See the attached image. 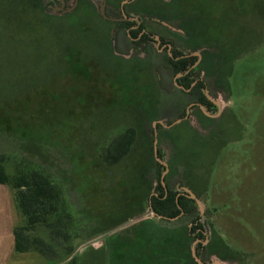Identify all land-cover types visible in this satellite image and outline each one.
Segmentation results:
<instances>
[{"label":"rangeland","instance_id":"1","mask_svg":"<svg viewBox=\"0 0 264 264\" xmlns=\"http://www.w3.org/2000/svg\"><path fill=\"white\" fill-rule=\"evenodd\" d=\"M42 1L51 14L60 5L55 0ZM101 1L83 0L85 5L75 15L52 20L49 30L54 37L61 33L63 42L57 45L52 40L50 57L41 56L38 49L34 52L32 67L43 69L48 77L30 94L6 96L5 77L0 73V142L6 144V136L35 140V147L47 152L59 171L68 170H62L69 202L67 229L63 227L61 237L48 241L51 251L39 253V261L33 264L145 263L142 226L156 224L157 218L148 206L143 213L132 215L135 207L126 205L127 200L129 204L141 202L144 187L135 190L131 186L138 180L131 171L125 175L114 169L106 172L88 156V146L94 139L107 136L102 133L118 120H127L126 116L137 111L154 113L157 119L171 123L196 99L174 88L175 76L167 65L166 52L151 63L109 58L108 37L94 14L100 16ZM123 1L107 0V14H120ZM192 1L219 9L218 14L226 12V0ZM73 2L66 0V7ZM244 5L258 8L245 14L249 22L243 32L245 53L231 63L216 57L206 79L199 68L194 74L204 77L222 111L218 113L219 106L215 105L210 113L218 115L204 116L194 107L188 123L158 134L160 157L173 166L171 186L180 190V186L189 187L185 183L190 178L196 182L191 187L205 209L204 238L198 239L196 250L206 263L220 258L229 264H264V0H246ZM127 9L134 11L130 6ZM145 23L153 35L165 39L163 43L170 40L182 46L178 35L157 22ZM234 29L230 28V35ZM112 30L118 38L114 50L124 55L131 49L137 55L144 52L127 39L125 29L114 26ZM40 32L46 35V30ZM154 73L159 78L157 83L152 81ZM152 123L147 122L146 131L154 144ZM221 143L224 146L217 147ZM194 157L203 160L206 167L205 162L213 160L206 176L195 169L188 173ZM204 179L208 180L205 189ZM214 232L220 236L215 240ZM211 242L216 249L213 254Z\"/></svg>","mask_w":264,"mask_h":264},{"label":"trees","instance_id":"2","mask_svg":"<svg viewBox=\"0 0 264 264\" xmlns=\"http://www.w3.org/2000/svg\"><path fill=\"white\" fill-rule=\"evenodd\" d=\"M245 3L246 0H226L224 8L226 12L220 14L217 13L219 9L207 8V5L195 4L192 0H136L130 8L137 12L159 16L182 28L186 36L170 32L177 34L185 43V47L194 50L207 47L204 52L205 61H214L217 57L231 63L246 50L243 32L247 31L249 22L245 20V14L253 13L258 9L256 6L247 8ZM83 4V0H79L73 12L54 15L47 11L42 0H0V73L5 77L3 91L6 96L18 94L27 96L37 85L47 81L48 76L43 69L32 67L36 61L34 52L38 49L41 56L50 57L53 53L52 40L57 45L63 42L61 33L54 37V33L49 30L50 23L52 20L62 21L68 16L75 15ZM94 14L97 16V24L102 23L105 35L108 37L111 48L107 52L110 59L151 63L156 57L150 53L145 59H127L114 54L112 30L114 23L103 19L95 12ZM232 27L235 28V32L230 35L229 30ZM41 30H46V35H43ZM130 33L132 36L136 35L134 30ZM168 63L172 66L174 74L184 72L188 67L187 58L175 60L168 56ZM229 72L227 76H230ZM191 75L192 72L181 77L180 84L189 87L193 80ZM152 79L157 83L158 78L155 73ZM200 86L203 84H197L191 93H198L202 101L207 100ZM151 106L143 107L151 108ZM145 113L147 112L144 110L137 111L126 116L127 120L121 117L122 120H118L102 133L111 137L110 139L101 136L100 140L94 139L90 142L88 147L91 153L88 156L98 162L106 172H110L111 169L116 172L120 170L119 173L122 175L133 172L138 180L136 179L131 186L135 190L144 187L141 202L138 200L129 204L130 200L126 201L128 207H135L132 215L143 213L146 206L150 205L156 212L157 223L142 226L141 239L146 253L144 264H198L192 257L191 247L196 239L204 238V222L200 220L196 202L180 194L170 185L172 171L165 177L167 191L162 185L161 175L164 167L157 161L151 142L152 137L150 138L146 131L147 122L156 120L158 116L154 113L146 115ZM158 128L159 134L165 132L161 125H158ZM6 137V144L0 142V184L11 188L16 206L23 217L22 224L15 229V248L20 252L34 248L46 254L52 249V247L49 249L48 241L54 237H61L63 227L66 230L68 226L66 210L69 202L65 199L66 188L62 177V170L66 173L68 170L61 168L59 171L47 152L35 147L37 146L35 140L24 138L21 142L11 136ZM197 162V157L190 160L188 173L198 167ZM116 172L111 175L115 176ZM153 178L156 186L153 185ZM207 181L206 179L203 183L204 189ZM186 183L195 186L191 178ZM159 215L176 217V219L159 217ZM66 235L65 233V237ZM216 237L220 236L214 232V240ZM212 244L213 242L209 245L211 254L216 253ZM112 245L110 248L113 247ZM59 246L54 253L60 251ZM197 254L201 256L199 250Z\"/></svg>","mask_w":264,"mask_h":264},{"label":"flooded vegetation","instance_id":"3","mask_svg":"<svg viewBox=\"0 0 264 264\" xmlns=\"http://www.w3.org/2000/svg\"><path fill=\"white\" fill-rule=\"evenodd\" d=\"M125 1V0H124ZM123 1V2H124ZM134 1L136 0H128V2L126 3H123L122 2V10H121V13L118 14V15H115V16H111V15H108L114 19H105V20H109L111 22H113V27L114 26H117L118 24V28H120L121 30L125 29L126 31V37L128 40H131V42L135 45V46H141L143 49H144V52L141 53V54H134V49H131L130 50V54L128 55H124L122 53H119L118 51L114 50V46H113V50L115 52V54L119 57H124V58H127V59H138V58H142V59H145V58H148L149 57V54L152 53V54H155V56H159L160 54H162L163 52H166L168 54V56L174 58L175 60H179L181 58H187L188 59V67L187 69L184 71V72H178V73H184L183 76L189 74L190 72H192V75H191V78L193 79L190 86L189 87H185L184 85L180 84L179 82V79L183 76H180L178 77L177 79H175L176 75L178 74H174V82H173V85H174V88H178L180 90H182V92H184L186 95L188 96H196V99L191 101L186 109L183 111V113L180 115V117H178L176 120H174L173 122L171 123H164L163 120L161 119H156L153 121V123L155 121H162L163 124H166L168 125L165 126L163 124H161L160 122L157 123V132L158 134L160 133L159 132V128H158V125H161L163 129L167 128V129H170V128H174V127H178V126H181L183 125V123L187 122V119L189 118L190 116V112L191 110L196 107L201 113L202 115H208V116H216L218 115L219 111L217 114H211L210 112L212 111V107L217 105L219 106L218 104L215 103V101H218V100H215L209 93L208 91V88H207V81L205 80L206 78H208V74L207 72L210 71L212 69L213 71V67L211 65V61L208 62V61H205L204 60V52L208 49L207 47H200V48H197V49H192V48H189V47H185V43L182 42L181 40V44L182 46H179L178 44H176L175 42L173 41H170L168 43H163V41H165V39L161 36V35H158V34H152L147 28H146V23L145 21L146 20H150L152 22H157L158 24H160L162 27H164L166 30H168L169 32H177V33H180V34H183L186 36V33L185 31L178 27L177 25H173L169 22H167L166 20L160 18L159 16H156V15H153V14H150V13H144V12H137V11H131L127 9L128 6H130ZM167 1H170V0H167ZM58 3L61 4V2L58 0ZM79 4V3H78ZM106 9H107V5H106ZM107 12V11H106ZM101 16V15H100ZM102 17V16H101ZM103 18V17H102ZM104 19V18H103ZM167 23V24H165ZM125 26V24L127 25V27H121L122 25ZM121 25V26H120ZM134 30V32H138V34L132 36L131 35V31ZM177 35V34H176ZM150 39V42L152 43H149V40ZM180 39V38H179ZM118 40L117 36L114 35V39H113V45L115 43V41ZM209 51H212V49H210ZM213 52V51H212ZM168 59V57H167ZM193 60V61H192ZM169 66V68L172 70L173 72V68L172 66H170V64L168 63L167 64ZM201 70V74L203 73L205 77L203 78H199V77H194V74L199 70ZM197 70V71H196ZM208 76V77H207ZM159 79V78H158ZM203 84V86H200V89L204 92V94L206 95V99L207 100H201L200 99V95L198 93H191L192 89L197 85V84ZM208 92V93H207ZM212 98L210 99L209 96ZM220 104L221 102L218 101ZM202 106H204V108H202ZM222 111V110H221ZM220 111V112H221ZM177 120H180L179 122L173 124L174 122H176ZM152 123V125H153ZM173 124V125H172ZM186 124V123H185ZM166 130V129H165ZM153 132H154V126H153ZM158 134H157V140H158ZM155 136V134H154ZM156 138V136H155ZM155 140V139H154ZM206 142V141H204ZM224 144V143H222ZM220 144V146L218 145L217 147H223L224 145ZM153 148H154V144H153ZM154 154H155V151H154ZM156 156V155H155ZM158 157L161 159V157L159 156V148H158ZM156 159H157V156H156ZM199 158L197 157V160ZM162 160V159H161ZM158 162H160L158 159H157ZM163 161V160H162ZM211 162H208L205 164L207 165V167L203 164V160H198L197 164H198V167L195 169L198 173H200L201 175H204L207 171V169L209 170L212 163H213V160H210ZM166 162V161H165ZM161 163V162H160ZM162 164V163H161ZM167 167H168V172L167 174H169L171 171H173V166L171 164V162H167ZM162 166L164 167L163 171H162V174L166 168V166H164L162 164ZM166 174V175H167ZM165 175V177H166ZM206 179H204L205 181ZM164 182H165V178H164ZM194 182V181H193ZM161 183H162V175H161ZM170 183V182H169ZM196 183V182H194ZM186 185H188L187 183H185ZM163 185V184H162ZM165 185H166V182H165ZM171 185V184H170ZM164 186V185H163ZM189 186V185H188ZM183 187H187V186H180L178 190L180 194H184L186 195V192L184 191ZM165 190L167 191V185L164 186ZM190 189H192L191 186H189ZM193 190V189H192ZM195 193L196 191L193 190ZM197 194V193H196ZM198 195V194H197ZM187 196V195H186ZM188 197V196H187ZM195 201V200H194ZM150 209H151V205L149 206ZM205 246V245H204ZM204 261V260H203Z\"/></svg>","mask_w":264,"mask_h":264},{"label":"crops","instance_id":"4","mask_svg":"<svg viewBox=\"0 0 264 264\" xmlns=\"http://www.w3.org/2000/svg\"><path fill=\"white\" fill-rule=\"evenodd\" d=\"M20 224L22 215L16 206L14 193L7 185L0 184V264H33L39 261L37 249L16 250L15 229Z\"/></svg>","mask_w":264,"mask_h":264},{"label":"water","instance_id":"5","mask_svg":"<svg viewBox=\"0 0 264 264\" xmlns=\"http://www.w3.org/2000/svg\"><path fill=\"white\" fill-rule=\"evenodd\" d=\"M61 2L60 5H57L55 6V8L53 9L52 11V14L54 15H64V14H67V13H70V12H73L76 7L78 6V3H79V0H74L73 4L71 6H67L66 7V0H59ZM128 2V0H125L123 3H126ZM99 5V13L100 15L104 18V19H114L110 16L107 15V12H106V5H107V0H102L101 2L98 3ZM59 10V11H58ZM167 24V23H165ZM184 73H178L175 77V79H177L178 77L180 76H183ZM208 93V92H207ZM209 96V95H208ZM210 99H212L210 96H209ZM216 104L219 105V113L220 111L222 110L221 109V104L218 102V101H215ZM202 108H204V106H202ZM180 120H177L176 122H174L173 124L179 122ZM160 122L161 124H163L162 121H155L153 123V126H154V134L156 136L155 140H154V151H155V155L157 156V159L164 165L166 166L163 174H162V184L164 186L165 185V182H164V178H165V175L167 174L168 172V167H167V162L165 161H162L159 157H158V140H157V134H158V130H157V123ZM172 124V125H173ZM165 126L168 127V125L166 124H163ZM184 191L186 192V195L195 200L196 204H197V207H198V210L200 212V220L203 222V217H204V212H205V209H204V205L202 203V200L200 199V197L192 190L190 189L189 187H183ZM151 210L154 214H156V212L153 210V208L151 207ZM159 217H165V216H162V215H159ZM165 218H169V217H165ZM169 219H176L175 218H169ZM198 242V239L195 240L192 244V247H191V253H192V257L194 258V260L198 263V264H229L228 262L220 259V258H215L213 259L211 262H204L201 257L197 254V250H196V243Z\"/></svg>","mask_w":264,"mask_h":264}]
</instances>
